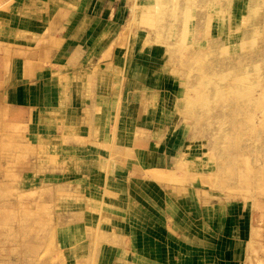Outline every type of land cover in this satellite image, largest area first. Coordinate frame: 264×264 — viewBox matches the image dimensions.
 Instances as JSON below:
<instances>
[{"label":"rangeland","instance_id":"374dc122","mask_svg":"<svg viewBox=\"0 0 264 264\" xmlns=\"http://www.w3.org/2000/svg\"><path fill=\"white\" fill-rule=\"evenodd\" d=\"M41 1L0 0V264H110L136 211L264 264V0Z\"/></svg>","mask_w":264,"mask_h":264},{"label":"crops","instance_id":"0c3cea01","mask_svg":"<svg viewBox=\"0 0 264 264\" xmlns=\"http://www.w3.org/2000/svg\"><path fill=\"white\" fill-rule=\"evenodd\" d=\"M14 6L17 7V12H20V19L36 22L39 20L37 14H49V12L45 10V7L46 9L50 8L51 4L41 0H17ZM28 16H31L32 18L34 17V19H31ZM129 196H131L130 193L126 192V199H128ZM144 203L148 202L145 200ZM136 213L139 219L137 223L140 225V227H142V234L145 232V236L147 237L144 235L140 237V244H137L135 250L132 249L129 242V250L127 252L120 249L113 251L114 253L109 257L111 262L110 264H182L183 262L198 264V261H194L191 258L185 261V258L181 253V248L183 245L176 238V236H179V234H175L177 232L175 230V226L178 221L176 222V220L173 219V222H170L166 219V217L159 216L162 220H158L159 224L158 228L156 229V221H152L148 217L147 212L136 211ZM144 228L146 229L145 231ZM171 235H174L177 240ZM152 242L154 249L149 252L147 249L150 248L149 245ZM187 246L192 248L193 245ZM172 247L174 248L173 252H171ZM171 254H173L175 257H172Z\"/></svg>","mask_w":264,"mask_h":264},{"label":"bare ground","instance_id":"6f19581e","mask_svg":"<svg viewBox=\"0 0 264 264\" xmlns=\"http://www.w3.org/2000/svg\"><path fill=\"white\" fill-rule=\"evenodd\" d=\"M155 2V5H157V3H159V0H153ZM151 6L153 8V10L155 11H159V10H156L157 6Z\"/></svg>","mask_w":264,"mask_h":264}]
</instances>
